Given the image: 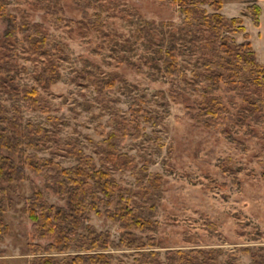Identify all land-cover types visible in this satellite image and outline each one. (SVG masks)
<instances>
[{"label":"rangeland","instance_id":"obj_1","mask_svg":"<svg viewBox=\"0 0 264 264\" xmlns=\"http://www.w3.org/2000/svg\"><path fill=\"white\" fill-rule=\"evenodd\" d=\"M259 2L223 0L221 12L242 17L256 58L264 64V2L259 26L253 24L247 9ZM5 3L19 22L38 24L46 34V47L61 57L57 58L59 79L45 89L39 87L49 103L47 113L23 107L10 84L35 85V73L47 58L28 52L20 33L9 50L17 66L7 71L12 80L0 77L1 112L10 119L18 108L23 122L46 128L45 147L34 151L67 166L76 161L68 148L79 147L98 167L107 166L117 183L128 188L133 201L144 208L151 205L147 215L151 228L135 231L156 241L144 250L154 249L163 258L165 249L196 247L211 250L216 264H261L251 255L264 251V104L259 102L253 112L247 111L240 88L221 82L207 92L202 84L192 86L162 71L163 50L170 40L178 39L184 24L177 2ZM4 27L0 19V36ZM231 36L236 42L243 39L241 32ZM179 58L191 63L193 55ZM191 69L192 63L183 67L185 77L192 76ZM207 94L218 97L225 107L221 114L225 131L205 127L201 100ZM122 121L138 122L139 134H127L115 145L108 134ZM107 150L128 158L129 167L108 161ZM155 174L162 180L159 185L151 183ZM25 175L7 187L9 205L3 218L8 230L0 239V264H29L30 244L48 242L32 234L31 219L23 209L26 196L38 189L49 203L65 205L46 186L42 174L27 168ZM87 220L96 231L118 238V224L103 212L91 210ZM235 250L238 254L232 253ZM105 251L111 255V264H137L134 248L116 246Z\"/></svg>","mask_w":264,"mask_h":264},{"label":"trees","instance_id":"obj_2","mask_svg":"<svg viewBox=\"0 0 264 264\" xmlns=\"http://www.w3.org/2000/svg\"><path fill=\"white\" fill-rule=\"evenodd\" d=\"M174 1L184 24L180 27L178 39L170 40L163 50L162 71L192 86L202 84L207 92L219 88L221 82L228 88H240L244 90V108L247 111L253 112L259 104H264V64L256 58L242 17L224 15L221 12L223 0ZM247 9L251 12L253 24L259 26L261 8L249 4ZM0 19L5 23L0 36V77L9 79L8 82L12 80L7 71L17 66L9 50L16 34L20 33L28 52L47 58L35 73V85L19 87L12 82L10 84L22 100L23 107L47 113L49 103L39 87L45 89L59 79L57 58L61 57L46 47V34L38 24L19 22L15 13L6 7L5 0H0ZM232 32H241L243 39L236 42ZM56 47L60 50L59 46ZM186 51L193 55L191 77H185L183 71V67L191 63L179 58L180 55H188ZM106 83L110 85L112 82ZM201 106L207 118L205 127L225 131L222 101L207 94L201 100ZM2 108L0 104V239L8 230L3 218L9 205L7 187L16 179H24L25 169L42 174L46 186L65 200L63 207L49 203L38 189L24 198L23 209L31 219L32 234L48 239L43 246L36 242L30 244L33 256L29 264H111V255L105 250L116 246L134 248L138 254L137 264H216L211 250L196 247L165 249L163 258L154 249L144 250L145 245L152 246L156 241L153 236L142 237L135 231L151 228L152 221L147 217L151 205L144 208L133 201L127 193L128 188L117 183L110 169L104 165L98 167L92 156L79 147L68 148L76 161L67 166L38 155L34 150L45 147L46 128L29 120L23 122L18 108L8 119L1 112ZM138 128V122L122 121L110 130L109 139L113 138L114 144L120 145L127 134L138 135ZM105 158L120 167H129V159L121 158L114 150H107ZM151 181L159 185L162 180L155 174ZM91 210L98 214L103 212L105 217L118 224L116 240L111 239L108 232L96 231L88 224L87 215ZM251 256L264 264V251L258 250Z\"/></svg>","mask_w":264,"mask_h":264},{"label":"crops","instance_id":"obj_3","mask_svg":"<svg viewBox=\"0 0 264 264\" xmlns=\"http://www.w3.org/2000/svg\"><path fill=\"white\" fill-rule=\"evenodd\" d=\"M262 2H264V0H262ZM262 2L260 3H257L258 4V6L261 8V9H263V6H262ZM261 25V24H260Z\"/></svg>","mask_w":264,"mask_h":264}]
</instances>
